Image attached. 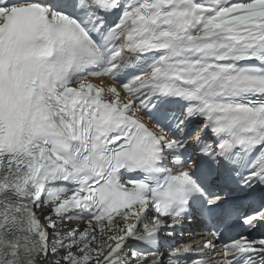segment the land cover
Returning <instances> with one entry per match:
<instances>
[{
	"label": "snow or ice",
	"instance_id": "6c2138e0",
	"mask_svg": "<svg viewBox=\"0 0 264 264\" xmlns=\"http://www.w3.org/2000/svg\"><path fill=\"white\" fill-rule=\"evenodd\" d=\"M0 264H264V0H0Z\"/></svg>",
	"mask_w": 264,
	"mask_h": 264
},
{
	"label": "bare ground",
	"instance_id": "6f19581e",
	"mask_svg": "<svg viewBox=\"0 0 264 264\" xmlns=\"http://www.w3.org/2000/svg\"><path fill=\"white\" fill-rule=\"evenodd\" d=\"M185 236V235H184Z\"/></svg>",
	"mask_w": 264,
	"mask_h": 264
}]
</instances>
